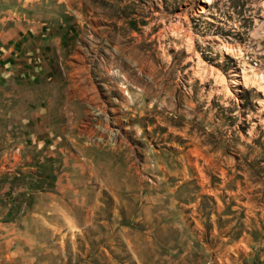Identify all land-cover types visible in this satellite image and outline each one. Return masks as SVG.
<instances>
[{
	"label": "rangeland",
	"instance_id": "rangeland-1",
	"mask_svg": "<svg viewBox=\"0 0 264 264\" xmlns=\"http://www.w3.org/2000/svg\"><path fill=\"white\" fill-rule=\"evenodd\" d=\"M250 65L264 0H0V264H264Z\"/></svg>",
	"mask_w": 264,
	"mask_h": 264
},
{
	"label": "bare ground",
	"instance_id": "bare-ground-1",
	"mask_svg": "<svg viewBox=\"0 0 264 264\" xmlns=\"http://www.w3.org/2000/svg\"><path fill=\"white\" fill-rule=\"evenodd\" d=\"M178 16L180 17V15H178ZM185 23H186L185 15H183L181 18H177L173 22H168L167 24H164L163 23V26L160 27L159 30H158V32H157V38L159 40L171 38L172 39L173 48H176L178 50V52L181 49V47L183 48V46H184V48H185V50H186V52L188 54V57L187 58L189 60H192L193 58L196 59L195 64L198 66V65H200V63L202 62V60H201V58L199 56V52L196 50V44H197L195 42V35L196 34H194L191 31V28L189 27V25H191V24H188V26H186ZM151 29L152 28L149 26L147 30L150 31ZM120 30H119L120 33H123L124 32V31H122V30L120 31ZM145 34H147L146 31H145ZM119 37H121V36H119ZM125 40H126L125 38H118V41H125ZM170 42H171V40H170ZM136 46L139 47L141 45H140V43H137ZM222 48L226 49L227 51L228 50H232L233 49V44H231L230 42H226V43L223 44ZM201 66H202V64H201ZM201 71H205V69H203V67H202ZM213 71H214V69H213ZM213 71L211 73H213ZM216 72H217V70H216ZM242 72H243L242 73L243 80L245 82H249V83H252V84H256L263 91V93H264V76L262 74V70L256 69V67H253V66L250 65L249 68L243 67V71ZM201 74H202V72H201ZM228 74H229L228 76H230V80L229 81L226 80V79L224 80L223 77L220 76L218 73H215V75H213L215 78L214 77H212V78H214L216 80L219 79L218 81H220L222 84H225V87L224 88L226 89V91H229L230 90V82H231V84L234 83L233 85H231V87L233 86L234 87V90L235 89L238 90L237 85L239 84V81H236L235 80V77H234L238 73L232 69V70H229L228 71ZM220 90H221V88L220 89H217L216 90L217 91L216 93H221L222 91L220 92Z\"/></svg>",
	"mask_w": 264,
	"mask_h": 264
}]
</instances>
